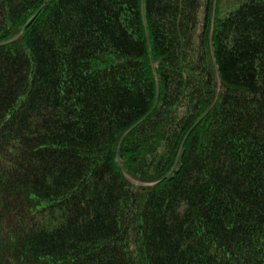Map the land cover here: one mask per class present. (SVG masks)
Listing matches in <instances>:
<instances>
[{
	"label": "trees",
	"instance_id": "trees-1",
	"mask_svg": "<svg viewBox=\"0 0 264 264\" xmlns=\"http://www.w3.org/2000/svg\"><path fill=\"white\" fill-rule=\"evenodd\" d=\"M0 264H264V0H0Z\"/></svg>",
	"mask_w": 264,
	"mask_h": 264
},
{
	"label": "rangeland",
	"instance_id": "rangeland-1",
	"mask_svg": "<svg viewBox=\"0 0 264 264\" xmlns=\"http://www.w3.org/2000/svg\"><path fill=\"white\" fill-rule=\"evenodd\" d=\"M134 181V180H133Z\"/></svg>",
	"mask_w": 264,
	"mask_h": 264
}]
</instances>
